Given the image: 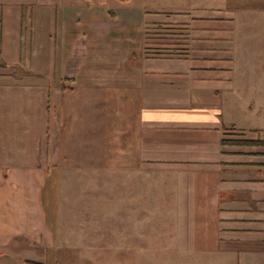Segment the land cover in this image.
Wrapping results in <instances>:
<instances>
[{
	"label": "crops",
	"instance_id": "0c3cea01",
	"mask_svg": "<svg viewBox=\"0 0 264 264\" xmlns=\"http://www.w3.org/2000/svg\"><path fill=\"white\" fill-rule=\"evenodd\" d=\"M128 1L0 0V236L47 229L43 167L76 115L90 237L136 233L154 264H264V0Z\"/></svg>",
	"mask_w": 264,
	"mask_h": 264
},
{
	"label": "rangeland",
	"instance_id": "374dc122",
	"mask_svg": "<svg viewBox=\"0 0 264 264\" xmlns=\"http://www.w3.org/2000/svg\"><path fill=\"white\" fill-rule=\"evenodd\" d=\"M207 1L129 0L124 3L123 11L129 17H137L144 6L175 8L220 4L216 0ZM231 2L226 0L225 7H231ZM257 28L260 29V26ZM162 34L166 35L158 38H170L172 42L183 43L185 38L183 31ZM63 106L68 108L65 101ZM65 125V128L61 126L58 164L49 165L46 160L43 167L44 178L40 184V203L47 229H42L39 233L1 235L0 264H28V261H34L33 264H154L148 262L147 256H142V251L138 252L136 233L125 234L112 230L97 234L99 238L94 234L93 238L90 237L89 225L94 220L90 216V210L93 209L91 202L88 196H84L81 202L76 200V115L74 121L65 122ZM120 219L121 217L110 218L109 225H103V229H117L116 224L120 223ZM128 224L130 229H135L136 217H131ZM79 226H83L82 229L85 230L79 232ZM159 263L158 259L157 264Z\"/></svg>",
	"mask_w": 264,
	"mask_h": 264
},
{
	"label": "trees",
	"instance_id": "16d2710c",
	"mask_svg": "<svg viewBox=\"0 0 264 264\" xmlns=\"http://www.w3.org/2000/svg\"><path fill=\"white\" fill-rule=\"evenodd\" d=\"M33 262H34V261H33ZM33 262H32V261H30V262L28 261L27 263H28V264H33Z\"/></svg>",
	"mask_w": 264,
	"mask_h": 264
}]
</instances>
